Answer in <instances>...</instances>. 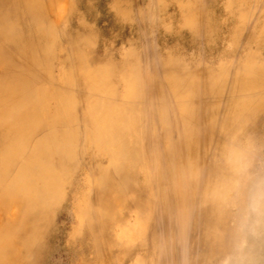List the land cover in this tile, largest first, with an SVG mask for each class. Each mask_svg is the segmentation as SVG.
I'll use <instances>...</instances> for the list:
<instances>
[{
	"label": "rangeland",
	"instance_id": "rangeland-1",
	"mask_svg": "<svg viewBox=\"0 0 264 264\" xmlns=\"http://www.w3.org/2000/svg\"><path fill=\"white\" fill-rule=\"evenodd\" d=\"M40 1L52 38L19 24L0 91L41 41L34 87L71 103L68 157L43 207H0V234L26 264H264V0Z\"/></svg>",
	"mask_w": 264,
	"mask_h": 264
},
{
	"label": "bare ground",
	"instance_id": "bare-ground-1",
	"mask_svg": "<svg viewBox=\"0 0 264 264\" xmlns=\"http://www.w3.org/2000/svg\"><path fill=\"white\" fill-rule=\"evenodd\" d=\"M1 3L3 6L0 7V44L13 37L15 43L9 46L11 52L21 55L19 24L25 25L34 33L42 32L44 38H52L53 31L43 29L40 25L43 17L40 0H0ZM4 7L11 10L8 16L2 10ZM14 17L19 19L15 21ZM37 48H42L41 41L31 48L27 56L32 67L27 70L12 68L8 73L6 85L0 91V189L7 193V196L0 194L1 208L13 201L31 202L33 199H36L34 206L43 207L48 194L56 192L63 184L61 158L68 157L69 148L66 137L58 135L66 124L63 117L71 103L55 91L49 92L34 87L38 81L34 71L40 66L34 54V49ZM3 61L6 63L8 60ZM72 75L70 74L69 78ZM168 84L169 95H173L178 101V110L183 113L187 108L185 97H174L183 87V83L169 79ZM243 89L245 85H239L236 91L241 93ZM95 90L98 92V88ZM103 90L105 88L101 85L98 93ZM136 91L135 81L127 84L125 94L133 95ZM50 99L57 102V108L55 107L53 112L49 111L47 105ZM90 101L92 105L99 103L97 97ZM234 108L238 115H244L243 110H258V104L247 102L244 109ZM103 113L104 110L100 109L99 113L92 115L97 122L96 128L105 134ZM128 126L129 124H125L122 128H115L116 131L126 130ZM42 129L44 133L39 136L37 131ZM24 257L25 250L21 242L0 234V264H26Z\"/></svg>",
	"mask_w": 264,
	"mask_h": 264
}]
</instances>
